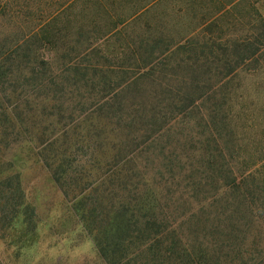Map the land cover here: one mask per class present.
I'll return each mask as SVG.
<instances>
[{"label": "trees", "instance_id": "1", "mask_svg": "<svg viewBox=\"0 0 264 264\" xmlns=\"http://www.w3.org/2000/svg\"><path fill=\"white\" fill-rule=\"evenodd\" d=\"M263 73L248 0H0V226L21 145L106 264H264Z\"/></svg>", "mask_w": 264, "mask_h": 264}, {"label": "rangeland", "instance_id": "2", "mask_svg": "<svg viewBox=\"0 0 264 264\" xmlns=\"http://www.w3.org/2000/svg\"><path fill=\"white\" fill-rule=\"evenodd\" d=\"M248 2L264 17V0ZM181 8L182 21L186 22L188 9L184 2ZM244 82L247 85L262 82L264 92V73L257 77L245 76ZM244 98L263 101L264 93L246 94ZM25 152L23 146L16 145L4 155L7 161L13 162L15 171H22L26 200L35 208L32 219L36 228L32 230L26 225L22 214L10 226H0V264H106L79 214L65 200L47 169L33 159L25 164L19 161L25 159Z\"/></svg>", "mask_w": 264, "mask_h": 264}]
</instances>
